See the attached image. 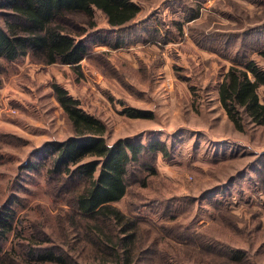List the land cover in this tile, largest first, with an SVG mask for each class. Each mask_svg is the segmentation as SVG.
<instances>
[{
    "label": "rangeland",
    "instance_id": "374dc122",
    "mask_svg": "<svg viewBox=\"0 0 264 264\" xmlns=\"http://www.w3.org/2000/svg\"><path fill=\"white\" fill-rule=\"evenodd\" d=\"M133 1L142 10L122 32L125 46L112 48L116 34L91 36L80 68L30 56L2 60L0 212L14 209L20 231L4 250L33 239L62 248L68 264L98 260L82 241L78 217L70 221L71 194L62 191L71 183L59 187L45 171L26 168L35 149L74 133L51 87L58 82L107 123L109 144L124 138L167 145L168 155L144 152L130 166L128 194L115 203L139 222L146 253L136 264H264V126L237 130L219 99L231 66L255 60L264 67V0ZM65 20L80 36L90 29L81 12ZM95 20L98 31L110 29L101 11ZM99 37L112 42H95ZM259 94L264 101V90ZM128 107L152 117H129ZM204 238L241 250L246 259L232 262L226 249Z\"/></svg>",
    "mask_w": 264,
    "mask_h": 264
},
{
    "label": "trees",
    "instance_id": "16d2710c",
    "mask_svg": "<svg viewBox=\"0 0 264 264\" xmlns=\"http://www.w3.org/2000/svg\"><path fill=\"white\" fill-rule=\"evenodd\" d=\"M0 9L5 10L4 23H0V66L2 60L13 63L30 56L44 65L63 64L75 68H80L88 55L91 36L116 34L112 48L125 46L122 32L142 10L133 0H3ZM97 10L105 14L110 26L108 31L96 29ZM74 12H81L90 19V29L83 31L82 36L65 20L67 13ZM94 41L107 45L112 42L105 37L94 38ZM261 54L264 58V50ZM51 87L74 133L65 139L48 140L35 149L36 160L28 162L26 168L45 171L56 178L59 187L71 183L72 188L67 186L62 193L71 194L68 199L72 207L70 221L74 225L73 220L78 217L82 241L93 246L98 260L92 264H136L146 253L142 240L138 239L139 222L115 203L128 194L130 166L139 162L144 152L168 155L167 145L160 140L145 145L124 138L109 144L105 121L87 112L81 101L62 84L53 82ZM260 89L264 90V67L255 60L233 65L225 74L219 86V99L237 130L244 131L247 124L264 126ZM123 112L129 117H152L151 112L132 107L124 108ZM143 167L150 174L157 173L150 164ZM17 228L16 211L10 207L2 209L0 264L69 263V256L62 248L42 247L33 239L19 241L5 251L4 243ZM204 239L208 240L207 244L212 242L226 249V257L228 254L227 259L232 262L241 263L246 259L241 250L217 239ZM161 257L159 251L158 259Z\"/></svg>",
    "mask_w": 264,
    "mask_h": 264
},
{
    "label": "built area",
    "instance_id": "2783aa9c",
    "mask_svg": "<svg viewBox=\"0 0 264 264\" xmlns=\"http://www.w3.org/2000/svg\"><path fill=\"white\" fill-rule=\"evenodd\" d=\"M11 112H13L15 114L17 111L16 110H12Z\"/></svg>",
    "mask_w": 264,
    "mask_h": 264
},
{
    "label": "crops",
    "instance_id": "0c3cea01",
    "mask_svg": "<svg viewBox=\"0 0 264 264\" xmlns=\"http://www.w3.org/2000/svg\"><path fill=\"white\" fill-rule=\"evenodd\" d=\"M58 106H59V109H61V110H62L61 106H60V105H58Z\"/></svg>",
    "mask_w": 264,
    "mask_h": 264
}]
</instances>
